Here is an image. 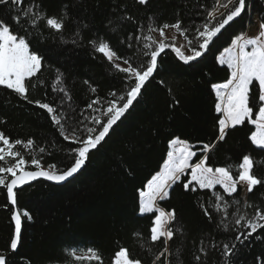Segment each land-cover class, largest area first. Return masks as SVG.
Returning a JSON list of instances; mask_svg holds the SVG:
<instances>
[{
  "label": "trees",
  "instance_id": "1",
  "mask_svg": "<svg viewBox=\"0 0 264 264\" xmlns=\"http://www.w3.org/2000/svg\"><path fill=\"white\" fill-rule=\"evenodd\" d=\"M38 2L49 15L60 14L67 6L68 20L62 33L41 25L43 35L37 33L32 37L33 47L44 57L38 77L46 86L30 89L28 100L0 86V131L13 140L31 138L36 142L35 152L18 146L17 150L22 151L25 159H30L33 154L43 155L45 168L52 163L67 168L73 161L71 149L78 145L60 136L46 110L29 103L35 100L59 103L63 99V94L51 90L56 69L64 74L79 119L80 110L96 95L107 98L110 91L123 92L126 88L120 76L113 74L103 54L94 51L90 40L102 37L118 50L119 55L130 57L133 49L127 45L132 43L135 49L142 47V42L134 37L142 34L143 30H137L138 24L146 26L148 17H154L157 24L180 19L184 26H191L193 22L199 25L213 0H149L147 5H140L137 0ZM250 2L249 13L261 21L264 0ZM249 13L226 26L195 61L185 64L171 48L166 49L158 58V69L146 82L141 95L90 152L83 169L72 180L64 185L40 180L17 191V210H27L32 219L22 216V238L15 253L10 250L14 233L11 215L15 208L7 199L6 188L0 186V253L15 264H80L70 253L75 251L81 255L88 248L99 250L103 264H111L114 253L121 246L147 256L133 233H142L144 242L150 243L148 236L154 214L139 213V190L160 170L167 158L169 141L175 136L194 146L192 150L197 155L192 163L202 158V145L215 139L221 114L215 111L216 94L212 85L225 82L231 74L226 65L219 64L217 57L230 46L236 35L246 31ZM125 14L133 19L122 20ZM78 30L79 35H76ZM130 35L132 40L128 39ZM147 59L138 57L141 62ZM90 86H95L97 92L92 93ZM176 100L178 104L174 103ZM85 114L93 113L89 110ZM253 131L255 126L247 121L230 129L226 139L210 154L209 165L233 166L235 175L242 156L252 154L258 161L257 174L264 175V165L259 163L264 160V152L256 149L249 139ZM39 147H44L46 152L38 153ZM28 169L35 167L29 165ZM186 178L182 177L181 182L172 186L169 199L159 203L166 210L175 209L177 221L173 227L182 228V234L170 242L172 252L182 246L183 264H193L197 246L202 239L207 243L211 236L217 243H236L233 264H264V230L258 229L243 244L235 241V232L217 228L219 214L214 213L210 221L201 211L200 203L211 199L212 190L185 191L183 181ZM215 191L222 192V189L216 186ZM234 198L241 204L247 200L264 207V187L257 186L246 198L240 189ZM233 211L235 208L230 209ZM240 212L252 215L254 209L241 207ZM233 219L231 215L228 217L230 227H234ZM160 247L153 245L154 250ZM171 259L175 264V257ZM206 260L207 264H221L220 253L209 250Z\"/></svg>",
  "mask_w": 264,
  "mask_h": 264
},
{
  "label": "snow or ice",
  "instance_id": "2",
  "mask_svg": "<svg viewBox=\"0 0 264 264\" xmlns=\"http://www.w3.org/2000/svg\"><path fill=\"white\" fill-rule=\"evenodd\" d=\"M137 3L147 5L149 0H137ZM0 6H4L0 7V86L28 100L30 89L46 86L38 77L42 71L44 57L39 54V49L33 47L32 37L37 33L43 35L41 25L56 33H62L68 20L67 6L60 14L53 15H49L38 0H0ZM250 10V0H213L211 7L206 10L203 22L199 25L193 22L191 26H184L180 19L174 23L157 24L155 18L150 16L146 26L138 24L137 30L143 32L134 37L136 41L142 42V47L135 49L132 43L127 45L129 49H133L130 57L119 55L118 50L102 37L90 40L94 51L103 54L113 74L120 76L126 88L123 92L110 91L107 98L96 95L80 110L77 119L64 74L56 69L51 90L63 94V99L59 103L41 100L29 103H35L40 109L46 110L60 136L78 145L71 149L73 161L67 168H60L55 163L48 164L45 168L42 164L43 155L33 154L30 159H25L22 151L17 150L19 146L32 152L37 151L33 139L13 140L0 131V186L6 188L10 204L15 208L16 189L30 181L42 177L61 183L77 174L85 165L90 152L97 148L141 95L146 82L158 69V58L166 49L171 48L185 64L195 61L209 49L214 38H217L226 26H230ZM121 19L133 18L125 14ZM109 23L111 24V21ZM169 29L183 36L186 43L177 46L175 37L169 41ZM113 31L116 29L113 28ZM76 35H79V30ZM128 39L132 40L133 37L130 35ZM72 42L76 43V40ZM184 49L190 54H186ZM138 57L148 59L141 62ZM217 59L220 65H226L231 70L230 77L225 82L212 85L216 94L215 111L222 114L217 122L218 134L214 140L202 145V158L195 163H192V158L197 154L192 151L194 146L188 140L175 136L169 141L167 158L160 170L139 190V213L154 214L148 236L150 243L144 242L140 232L133 233V236L137 238L142 252H147L148 255L133 253L128 247L121 246L114 253L111 264H173V256L175 264H183L182 246L177 247L175 252L170 248V242L178 234H182L180 226L173 227L177 221L176 211L174 208L166 210L160 207L159 202L170 198L172 186L181 182V178L185 177L189 170L190 179L183 181V188L192 192L212 190L211 199L207 203L201 202L200 207L203 215L210 221L213 220L214 213L220 215L218 229L235 232V241L241 244L258 229L264 230V207L256 206L247 200L241 204L240 200L234 198V194L240 189L251 193L257 186L264 187V175L257 174L258 161L254 156L244 154L236 166L235 175L233 166L213 167L208 163L210 154L226 139L229 130L244 125L246 121L255 126V131L251 132L249 137L251 144L264 152V15L261 16L257 34L249 36L242 32L236 35L230 46L225 47ZM90 91L96 93L97 88L90 86ZM174 103L178 104L179 101ZM89 110L92 115L85 114ZM45 152L44 147L38 148V153ZM259 163L264 165V160ZM29 165L34 166L35 170H28ZM216 186H220L222 192L215 191ZM241 207L254 209V214L240 212ZM232 208H235V211L230 212ZM230 215L234 217L231 222L234 227H230L228 222ZM22 216L27 220L32 219L27 210H15L11 215L14 233L10 240V250L13 253L21 243ZM153 245L161 247L154 250ZM212 249L220 253L221 264H233L232 257L237 251L236 243H217L211 236L207 238V243L202 239L197 246V251L193 254V264H207L206 257ZM70 255L80 264H103L102 255L95 248H88L81 255L72 251ZM0 264H15V261L0 253Z\"/></svg>",
  "mask_w": 264,
  "mask_h": 264
},
{
  "label": "rangeland",
  "instance_id": "3",
  "mask_svg": "<svg viewBox=\"0 0 264 264\" xmlns=\"http://www.w3.org/2000/svg\"><path fill=\"white\" fill-rule=\"evenodd\" d=\"M221 11H223V9H221ZM249 15H250V23L248 24L247 29H246L245 32L247 33V35L251 36V35L257 34L261 21H260L258 16H253V15H251V13H249ZM167 35H168L169 41H171L172 38L175 37V43H176L177 46H180V45H183V44L186 43L184 38H183V36H180L178 33L175 32V30H172V29L167 30ZM157 38H159V37L157 36ZM184 50L186 51V54H190V53L187 52L186 49H184ZM189 173H190V170H189ZM189 173H186L185 176L190 179V174ZM241 191H242L243 197L246 198L247 194H248L247 190L246 189H241ZM159 206H160V204H159Z\"/></svg>",
  "mask_w": 264,
  "mask_h": 264
},
{
  "label": "water",
  "instance_id": "4",
  "mask_svg": "<svg viewBox=\"0 0 264 264\" xmlns=\"http://www.w3.org/2000/svg\"><path fill=\"white\" fill-rule=\"evenodd\" d=\"M82 169H83V167H82ZM82 169H81V170H82ZM28 170H35V169H28ZM81 170H80V171H81ZM80 171H79V172H80ZM79 172H78L77 174H75L73 177H70L69 179H67L66 181L61 182V183H56V182H53V181H48L46 178L39 177V178H37V179H35V180H33V181H30L29 183H27V184H25V185H23V186H20L18 189H16V191H20V190H22L23 188H25V187H27V186H29V185H31V184L37 182V181H40V180L46 181V182L51 183V184H54V185H64V184H66L67 182H69L70 180H72L75 176H77V175L79 174ZM15 210H17L16 206H15ZM22 226H23V220H22ZM18 247H19V246H18Z\"/></svg>",
  "mask_w": 264,
  "mask_h": 264
}]
</instances>
